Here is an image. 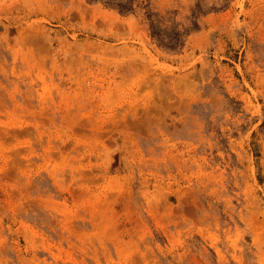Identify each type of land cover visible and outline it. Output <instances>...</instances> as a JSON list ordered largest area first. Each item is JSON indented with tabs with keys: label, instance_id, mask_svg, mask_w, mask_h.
I'll return each mask as SVG.
<instances>
[{
	"label": "rangeland",
	"instance_id": "rangeland-1",
	"mask_svg": "<svg viewBox=\"0 0 264 264\" xmlns=\"http://www.w3.org/2000/svg\"><path fill=\"white\" fill-rule=\"evenodd\" d=\"M0 264H264V0H0Z\"/></svg>",
	"mask_w": 264,
	"mask_h": 264
}]
</instances>
